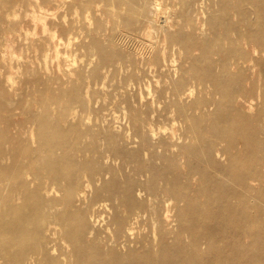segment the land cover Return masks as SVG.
Instances as JSON below:
<instances>
[{"label": "bare ground", "instance_id": "6f19581e", "mask_svg": "<svg viewBox=\"0 0 264 264\" xmlns=\"http://www.w3.org/2000/svg\"><path fill=\"white\" fill-rule=\"evenodd\" d=\"M54 1L56 0H0V37L3 40L1 51L4 47L8 52L13 43H18L19 40H26L18 45L21 50L27 49V43L32 41L29 34L37 32L35 27L30 30L25 28V17L30 15L34 19L43 18L48 14L49 4L53 5ZM115 1L120 0L112 2L115 4ZM129 1L131 7L128 10L122 8L120 11V7L113 4L115 10L111 9L110 13L121 15L126 24L132 25L141 17V13L134 0ZM241 1L239 0L240 4L236 8L245 12V6L239 9L242 7ZM75 2L80 6H87L94 0ZM224 4L225 2L223 7ZM32 8L36 10L31 11ZM249 9L256 13L254 22L258 27L253 30L255 35L250 37L257 54L250 59L253 66L259 67L260 79L264 77V48L258 50L256 47L264 38V0H250ZM221 10L225 12L224 8ZM151 19L149 23H153ZM247 21L245 16L243 21L235 22L239 28L243 27V31L238 30V34L244 40L249 37L250 26H247ZM228 22L222 23L223 28H231V22ZM232 28L235 26L232 25ZM41 32L50 35L54 31L46 21ZM70 40L71 38L68 42ZM216 40H220L219 36L215 42ZM23 44L24 47L21 46ZM93 44L91 46L96 45L103 59H111L112 56L101 42L95 40ZM200 48L203 54L209 50L206 45H201ZM234 53L230 55L235 59ZM221 54L223 56L224 53ZM243 56L241 61L236 59L238 62L235 64H241V67L238 65L240 70L235 75L220 77L225 85L221 84L218 76L209 77V80L217 83L215 90L221 95V100L230 103L232 107V112L227 116V125L212 127L215 139L225 137L228 143L220 146V142L207 141L201 150L202 156H205L203 158L199 153H193L192 146L186 145L187 143L171 144L176 147V152L171 153L170 150L173 159L170 158L164 170L155 167L153 163H148L147 166L139 164L136 168L135 164V175H126L124 181L117 180V174L111 166L99 163V160L104 161V158L110 156L98 153L91 138L87 143H83L79 136L69 139L71 133L68 132L72 128L70 124L68 128L57 117H52L53 111L48 107L56 98L63 100L66 97L62 111L56 113L58 116L64 115L74 105L72 102L82 101L79 84L74 85L69 94L55 91L52 97L54 100H45L42 104V108H46L44 111L33 109L29 112L27 119L32 121V128L30 133H21L23 130L21 131L20 122L17 118H12L11 112L12 105L16 103L11 96L17 92L13 95L10 92L16 86H13L14 77L22 63L18 58L8 61L7 74L0 69V123L1 110L9 114L4 116L5 127L0 126V264H190L189 252L184 250L182 239L178 237V226L181 231L188 229L190 236L198 228L199 235L191 243L200 256L199 264H264V208L258 202L264 201V185H254L256 181L257 184L264 183L261 168L264 166V137H260V130L254 124L262 119L264 121V95L249 96L246 91L250 89L245 88L242 83L238 84L237 80L247 78L245 68L250 67L243 64ZM27 66L28 64L24 65L25 70H29ZM235 81V87L230 89ZM256 102L260 104L259 108L255 107L258 109L254 115H249L247 110L254 109ZM242 106L246 107L248 114L242 110ZM178 109L181 115L192 119L191 127L196 126L198 117L190 115L183 105ZM70 110L69 114L74 119L75 111ZM27 112L24 114H28ZM221 120H225V116L218 119ZM200 121L197 122L201 123ZM107 140L113 157L118 156L121 150L117 141L109 135ZM240 142L242 150L239 151L242 153L236 151V154H229L235 144ZM227 155L230 160L225 162ZM94 157L98 159V165L91 159ZM165 157L159 154L155 156L157 160ZM190 160L194 163L188 165L186 162ZM217 160L223 161V164ZM184 162L186 166L184 165L182 175L179 168H183L181 164ZM196 174L197 182L202 185H197L194 191L205 198L201 203L193 195L191 185H188L189 181L192 184ZM108 176L109 180H104ZM228 176L233 181L232 186H239L238 189L221 185ZM233 198H238L237 203H233ZM251 210H255L256 217H253ZM187 215H191V221H187ZM254 225L257 229L253 228ZM148 226H151L147 230L148 234L143 233L142 230ZM200 239L206 244L204 249H199ZM218 239L224 243L222 246L216 244ZM169 240L172 242L168 243ZM223 248H227L226 254ZM174 257H180L179 261L173 262Z\"/></svg>", "mask_w": 264, "mask_h": 264}, {"label": "rangeland", "instance_id": "374dc122", "mask_svg": "<svg viewBox=\"0 0 264 264\" xmlns=\"http://www.w3.org/2000/svg\"><path fill=\"white\" fill-rule=\"evenodd\" d=\"M75 1H54L53 5L49 4V11L46 12L48 14L43 18L34 19L30 15L26 16L25 28L30 30L35 27V32H37L34 35L29 34L32 41L27 43V46L29 45L27 49H20L18 44L26 42V40H19L18 43H13L8 52L4 47L1 51L3 40L0 37L1 72L4 70L3 73L7 74L8 61L18 58L21 59L22 63L14 77L13 86H16L10 92L12 95L17 92L11 96L16 101L11 107V112L12 118H17V121L20 122L21 131L23 130L21 133H30L29 130L32 128V121L28 120L29 116H27L29 112H32L33 109H35L34 111L41 109L44 111L46 108H42V104L45 100L52 102L55 91L60 90L64 94H69L73 86L79 84L82 101L72 102L74 105L70 108L75 111L74 119L69 114L70 109L64 115L58 116L56 114L62 111L66 97L63 99L64 101L56 98L49 105L48 108L53 111L52 117H57L58 121L68 128L70 124L72 128L68 132L71 133L69 139L79 136V139H83V141L81 140L83 143H87L91 138L98 153L110 156L104 158V161L99 160V163L104 166H111L117 174V180L124 181L127 176L133 177L135 175L133 172L135 164L136 168L139 164L153 163L155 167L164 170L166 164L173 159L171 153L176 152V147L171 144L184 145L187 143L186 145L192 146L193 153H199L202 156L201 150L207 141L220 142V146L228 143V139L225 137L216 140L212 127L227 125V116L232 112V107L230 103L221 100V95L215 90L217 83L209 80V77L218 76L222 80L220 78L222 75L224 77L235 75L241 67V64H238L240 67L235 64L238 62L237 58L241 61L245 54L243 64L247 67L250 65L249 69L245 68L247 78L242 81L237 80L238 84L242 83L245 88L250 89V91H246L249 96L264 95V77L259 79V67L253 66L250 59L256 57L257 54L250 37L255 35L253 30L258 28L254 22L256 13L252 9L248 10L250 0L248 3L242 0V7H239L240 9L245 6L247 14L237 10L236 7L240 4L239 0H134L135 6L138 10L140 9L141 17L132 25L126 24L121 15L110 13L111 9H114V5L120 7L118 8L120 11L122 8L128 10L131 7L129 0L115 1V4L112 2L113 0H94L87 6H80ZM224 2L225 6L223 7ZM222 7L225 12H222ZM34 10L36 8L31 9V11ZM242 12L245 13L248 20L247 26H250L247 35L249 37H246L248 39L245 38V40L240 38L238 34L239 31H243V27L239 28L238 24L235 23L236 21H243L245 18ZM150 19L153 20V23H149ZM46 21L50 23L52 32L54 31L53 34L41 32ZM224 21L231 22L229 24L231 30L223 28L222 23ZM248 23L250 24L248 25ZM232 25L235 26V30ZM217 36L220 40H216V43ZM92 37L94 39H91ZM70 38L71 40L68 42ZM95 40L101 42L103 48L112 56L110 60L103 59L101 53L97 51L96 45L91 46L94 45ZM236 40L239 42L236 43ZM232 41L235 43H231ZM201 45L203 47L206 45L209 48L207 53L203 54ZM260 45L256 47L258 50L264 48V38L261 39ZM21 46L24 47V44ZM217 53L218 55H216ZM221 53H224L223 56ZM230 53L235 54H233L235 59ZM247 53L249 56H246ZM26 64H28L29 70H25L24 65ZM202 70H205L206 73H203ZM3 73L1 76L4 75ZM221 80L219 81L222 84L223 80ZM178 81L180 82L178 83ZM177 83L178 86L176 87ZM235 83L236 81L231 84L230 89L235 87ZM177 94H180V97ZM29 100L33 101L29 102ZM182 105L190 115L198 117L197 121L201 120V123L196 121V126L191 127L192 119L179 113L178 108ZM259 105L256 102L252 110H247L245 106H242V110L245 113L248 111L249 115H254ZM250 111H254L253 114ZM25 112L28 114H24ZM224 113L225 115H223ZM7 115H9L7 111L1 110V127H5L6 118L4 116L7 117ZM224 116L225 120L218 121ZM254 124L260 130V137H264L263 119ZM107 135L113 137L118 143L121 151L116 156L117 158L112 155ZM241 144V142L235 144L234 150L231 149L229 154H236V151L242 153L239 151L242 150ZM158 154L166 157L163 160H157L155 156ZM203 157L205 156L203 155L201 158ZM228 158L227 155L225 162ZM91 159L96 162L95 165H98L96 157ZM177 161L178 164L181 163L179 159ZM186 163L190 165L194 162L190 160ZM181 165L183 168H179V172L183 175L185 162ZM261 168L264 172V166ZM197 177L196 174L192 179V184L189 181L188 185H191L193 195L201 203L205 198L198 196L194 191L197 185H202V183L197 182ZM104 180H109V176ZM255 183L257 184V181ZM232 184L233 181L230 176L221 183L225 187L232 186ZM256 184L254 185L257 187L264 185L260 182ZM232 187L238 189L239 186ZM232 201L237 203L238 198H233ZM258 202H261V206L264 208V201ZM251 214L256 217L257 213L255 210H251ZM185 218L187 221L192 220L191 215H187ZM150 227H145L142 232L148 234ZM253 228L257 229V226L254 225ZM178 231H180L178 237L182 239V247L189 252L190 264H199L200 256L196 247L191 243L192 239L199 235L198 228L192 232L191 236L188 229L181 231L178 226ZM171 242L172 240L168 241V243ZM216 244L222 246L224 243L218 239ZM205 245L202 240L199 249L200 247L204 249ZM223 249L225 250L224 254H226L227 248ZM194 251L196 253H192ZM179 258L174 257L173 262H178ZM208 260L212 262V259Z\"/></svg>", "mask_w": 264, "mask_h": 264}]
</instances>
